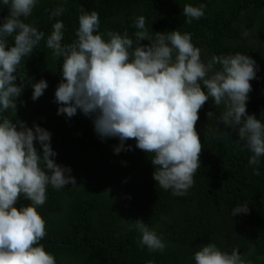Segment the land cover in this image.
Wrapping results in <instances>:
<instances>
[{
    "label": "trees",
    "instance_id": "1",
    "mask_svg": "<svg viewBox=\"0 0 264 264\" xmlns=\"http://www.w3.org/2000/svg\"><path fill=\"white\" fill-rule=\"evenodd\" d=\"M186 4H205L203 17L186 23ZM58 7L65 8L63 14L51 16ZM81 9L99 13L100 32H127L133 47L139 31L135 21L144 16L150 36L173 30L191 33L193 45L209 60L237 53L251 56L257 71L250 81L247 112L264 123V49L242 42L254 32L264 45V0H39L24 22L44 32V38L17 69L16 83L22 79L25 86L16 116L11 110L4 115L47 129L57 153L55 162L70 167L77 183L60 189L48 186L46 202L37 208L46 222L40 244L55 256L56 264H195V252L208 243L229 254L238 249L252 264H264V157L258 166L249 164L252 153L238 140V132L218 122L223 104L215 106L209 98L198 113L200 168L183 196L160 188L153 179L151 154L136 148L135 140L125 142L131 150L117 154L119 139H101L93 120L80 110L71 118L57 114L55 90L62 80L63 58L53 56L46 40L54 23L62 21V42H73ZM8 11L0 0V24ZM8 42L12 45L13 38ZM40 79L48 87L33 101L31 82ZM209 111L211 117L206 115ZM35 146L42 154L40 144ZM28 203L22 196L15 206ZM245 203L248 213L231 215ZM137 219L163 238V251L141 246L142 234L131 227Z\"/></svg>",
    "mask_w": 264,
    "mask_h": 264
},
{
    "label": "clouds",
    "instance_id": "2",
    "mask_svg": "<svg viewBox=\"0 0 264 264\" xmlns=\"http://www.w3.org/2000/svg\"><path fill=\"white\" fill-rule=\"evenodd\" d=\"M38 2L2 0L9 11L0 24V264H56L55 256L40 244L46 235V222L37 208L46 202L49 185L60 189L77 184L72 169L55 162L57 153L51 147L47 129L28 127L23 120L4 115L11 110L16 116L17 100L25 86L20 78L21 83H16L17 69L44 38V32L24 22ZM205 7L186 4L185 22L190 24L203 17ZM64 11L58 7L51 16H60ZM80 13L73 42H62V21L54 23L46 40L53 56L63 58L62 80L55 90L58 115L71 118L80 110L93 120L101 139H119L114 148L117 154L131 150L125 142L135 140L136 148L151 154L153 179L160 188L183 196L193 186L200 168L203 147L196 130L198 113L212 98L215 106H225L218 122L238 132V140L252 153L249 164H260L264 157V123L247 112L250 81L257 71L251 56H214L205 62L201 50L192 43L191 33L156 32L153 38L145 27L144 16L135 21L139 31L133 47L127 32H100L97 11L81 9ZM9 37L13 38L12 45ZM143 40L150 43L143 45ZM31 87L35 101L48 83L40 79L31 82ZM206 115L211 117L213 112ZM35 142L40 144L42 154ZM253 172L260 174L258 168ZM22 196L30 203L17 208ZM248 212L245 203L235 207L231 215ZM131 227L142 234L140 244L149 251L166 247L163 238L143 220H135ZM194 260L195 264H252L238 249L229 254L214 243L203 245L195 252Z\"/></svg>",
    "mask_w": 264,
    "mask_h": 264
},
{
    "label": "rangeland",
    "instance_id": "3",
    "mask_svg": "<svg viewBox=\"0 0 264 264\" xmlns=\"http://www.w3.org/2000/svg\"><path fill=\"white\" fill-rule=\"evenodd\" d=\"M242 42L247 43V44H249L250 46H252V47H254V48H263V49H264V45L258 41V39L256 38L254 32H253V34L250 36V38H248V39H244V40H242ZM201 58H202V60H204L205 62H208V61H209V57H208V55H205V54H203V53H201Z\"/></svg>",
    "mask_w": 264,
    "mask_h": 264
}]
</instances>
